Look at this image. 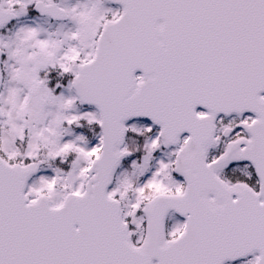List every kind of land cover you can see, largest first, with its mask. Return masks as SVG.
I'll return each instance as SVG.
<instances>
[{
    "label": "snow or ice",
    "instance_id": "1",
    "mask_svg": "<svg viewBox=\"0 0 264 264\" xmlns=\"http://www.w3.org/2000/svg\"><path fill=\"white\" fill-rule=\"evenodd\" d=\"M0 264H264V0H0Z\"/></svg>",
    "mask_w": 264,
    "mask_h": 264
}]
</instances>
